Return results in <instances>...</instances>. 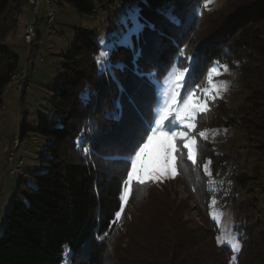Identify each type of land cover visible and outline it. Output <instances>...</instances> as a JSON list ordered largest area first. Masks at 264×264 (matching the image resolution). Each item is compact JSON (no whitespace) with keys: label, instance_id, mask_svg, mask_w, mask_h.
Masks as SVG:
<instances>
[{"label":"trees","instance_id":"1","mask_svg":"<svg viewBox=\"0 0 264 264\" xmlns=\"http://www.w3.org/2000/svg\"><path fill=\"white\" fill-rule=\"evenodd\" d=\"M98 1L102 7L116 5L112 0ZM224 1L218 11L205 7L204 0L140 2L142 22L155 24L156 31L146 26L139 39L134 38L132 48L118 46L112 51L111 63L125 66L122 70L110 69L115 79L107 72L100 73L98 41L76 30V45L64 66L65 79L55 94L50 117H39L36 129L21 127V143L30 132L50 139L45 149L48 157L43 159L44 172L34 175L36 188L23 181L25 172L18 178L23 180L15 190L0 237V264H264V223L256 221L260 200L254 190L239 203L233 216L234 232L242 245L240 252L219 242L209 178L234 160L199 136L207 129H242L247 146L259 160L251 176L233 171L230 178L237 187L230 200L236 204L240 191L260 187L264 171V0ZM61 5L73 7L82 17L91 18L96 12L85 0H61ZM168 7L181 18L182 28H175L161 15L160 10ZM28 9V0H0V113L11 77L22 69L19 56L6 40L18 30ZM177 34L180 38L176 44L166 38ZM40 42L38 34L31 44L32 55ZM185 45V56L199 54L200 58L194 89L198 85V91H202L208 86L207 73L219 61V65L239 73L245 97L237 107L220 99L210 102L209 111L198 117L193 131L199 145L196 164L187 159V150L178 140V177L160 184H135L121 219L116 220L130 166L106 159L126 154L116 140L119 125L114 117H106L118 111L114 101L119 98L127 118L131 112L129 95L145 112L154 107L156 90L136 75L137 67L158 71L162 81ZM186 66L187 61L181 59L179 67ZM28 77L21 90L22 101L27 95ZM88 92L90 100L86 99ZM89 122L98 129L97 137L91 134ZM208 161L210 176L205 171ZM179 183L195 198L206 231L184 220L188 205L178 199ZM134 247L138 249L133 252Z\"/></svg>","mask_w":264,"mask_h":264},{"label":"rangeland","instance_id":"2","mask_svg":"<svg viewBox=\"0 0 264 264\" xmlns=\"http://www.w3.org/2000/svg\"><path fill=\"white\" fill-rule=\"evenodd\" d=\"M85 1L96 10L95 15L91 18L80 16L71 6H62L61 0H50L55 14V21L50 29L44 25L49 18V6L46 0L42 3L37 14V33L41 37V42L37 47L38 51L33 55L31 54V45L26 44L25 36L24 38L22 37L23 28L25 31L28 21L22 20L18 30L6 40L7 46L10 47L11 51L19 56L20 67L29 68V77L25 101L21 100V91H18V87L12 83L3 96L4 107L0 113V237L6 225L16 188L23 179L30 187L36 188L37 182L34 175L44 172L42 168L44 166L43 159L48 157L45 149L50 143V139L47 137L36 132H30L23 139L20 148L16 149L14 139L20 138L21 127L24 125L36 129L39 117H50L55 94L59 92L62 81L65 79L64 66L67 65V58L72 56L76 45V30L81 29L86 35L96 39L102 51L101 45L104 40L110 37L113 41L120 39V34L125 32V25L121 23L122 16L126 15L130 8L139 7L141 9L140 2L143 0H112L116 2L115 7L112 8L108 6L102 7L98 0ZM224 4V0H213L207 7L209 10L218 11ZM29 20H35L32 11L29 12ZM24 33L26 34V32ZM112 34L116 35L113 36ZM134 38L138 40L133 36V45ZM219 68L221 74L213 77L214 82L227 81L230 86L226 92H222V95L217 96L215 100H225L230 105L237 107L245 97L241 91L240 75L236 70L228 66L227 71H224L223 65H219ZM165 79L161 81V103L164 99V93L167 91V84L164 83ZM202 95L203 90H197L194 92V99H199ZM212 101L214 100L209 101L208 108ZM199 116H197V119ZM176 130L183 131L184 129L177 128ZM191 131L193 133L194 130ZM204 132L208 135L207 141L211 142V145L218 153L226 152L231 154L234 160L233 163L226 164L216 177L211 176L209 178L210 189L215 196L213 200L216 201L215 204H212L211 209L212 214L216 215L214 220L218 223L220 229L219 242L231 248L229 239L239 241L238 236L234 232V213L239 203L249 197L251 190L255 191V195L260 200L256 221L264 223V171L261 173L263 178L260 180L261 185H259V188L250 186L247 190L240 191L236 195V204L231 202L230 199L235 196L237 187L236 183L230 178L231 174L234 170H237L236 173L251 176L258 165L259 157L247 146V140L242 129L214 128L207 129ZM177 141L169 142L162 135L153 141L152 145L147 149L143 161L145 182L150 181L160 184L166 179L178 177L179 174L176 167ZM169 145L174 149L172 153L174 159L166 162ZM26 151L27 154L25 153ZM12 152L15 153V165L21 159L24 160L25 176L23 179L10 177V169L7 166L6 159ZM262 167L264 168V163ZM209 168L210 165H208L206 171L208 175L211 173ZM173 169L175 170V175L171 174ZM149 173H155L159 178L153 179ZM181 184L177 185V196L179 201H183L188 205L184 220L198 227V229L206 231L207 226L203 223L204 219L201 209L195 198ZM220 193L222 195L218 197ZM137 249L134 247L133 252Z\"/></svg>","mask_w":264,"mask_h":264},{"label":"snow or ice","instance_id":"3","mask_svg":"<svg viewBox=\"0 0 264 264\" xmlns=\"http://www.w3.org/2000/svg\"><path fill=\"white\" fill-rule=\"evenodd\" d=\"M146 3L147 0H144ZM213 0H204V6L207 7ZM161 15H163L167 21L173 25L175 28L180 29L183 27L182 20L178 14H174V9L168 7L166 9L160 10ZM141 9L139 7H133L128 9L127 14L122 16L121 23L125 25V32L120 34V39L113 41L110 38L102 42V51L100 57H97V64L100 73H109V75L115 79V73L111 72L110 69L115 67L117 69H123L125 66L123 64L113 65L111 63V53L117 45L132 48V38L135 36L139 39L140 34L143 32L144 28L147 26L153 31H156V25L151 23L141 22ZM164 36L165 33L162 31L159 33ZM115 36L116 34H112ZM173 44L177 43L180 36L177 34L174 37H166ZM180 48L176 57L172 62L169 72L166 74V79L164 83L167 84V91L164 93L163 102H160V88L162 82L159 78L160 74L158 71H146L139 66L137 67L136 75L141 78L142 81H147L151 84L157 94V104L154 107H150L148 112H145L140 106L138 101L134 96H128V103L131 105V112L125 118L124 106L121 100L118 98L114 101L117 108L116 113H109L106 118H115L116 123L119 125L116 130V140L118 141V146H120L125 152V155H115L106 157V159H113L118 161L126 162L130 168L126 173V180L124 181L123 191L119 199L121 201L120 210L115 213L116 220L121 219V214L125 211V205H127L129 196L132 192L133 186L135 184L144 185V158L146 156L147 149L152 145L153 141L158 136H164L169 142L171 141H181L182 148L187 150V159L192 161L195 165L197 161V155L199 152V145L197 141V136L192 133L191 130L196 129L197 126V116L201 113H207L209 111L208 103L210 100H215L217 96L222 95V92H226L229 88V83L223 81L221 83H216L213 77L221 74L219 68V61L215 62L207 73L208 87L203 90V95L199 99H194V92L199 89L197 85L194 89L192 84L195 80L196 66L199 63V54L196 57L191 55L185 56V49ZM136 59L140 58V52H136ZM181 59L187 61L186 67H179ZM224 71H227V66H224ZM119 85V81H116ZM183 89V94H182ZM121 96L125 94V89L120 86ZM91 93L88 92L86 99L90 100ZM89 127L91 129V134L94 137L98 135V129L91 126L89 122ZM177 128H183V131H177ZM199 136L205 141L208 139L206 132H200ZM89 150H86V152ZM174 149L169 145L167 149L166 162L172 161L174 159L172 153ZM183 155V153H180ZM211 161H208L205 165V171L208 169V165ZM172 175H175V170L171 171ZM153 179H158V175L155 173H149ZM211 175V173H209ZM216 201L213 200L212 204ZM213 219H216V215L212 214ZM115 223V221L113 222ZM107 233H105V237ZM104 239V237H100ZM231 248L234 252H239L242 248L241 243L235 239H229ZM109 251H111V246H109ZM232 260H236V256H232Z\"/></svg>","mask_w":264,"mask_h":264},{"label":"built area","instance_id":"4","mask_svg":"<svg viewBox=\"0 0 264 264\" xmlns=\"http://www.w3.org/2000/svg\"><path fill=\"white\" fill-rule=\"evenodd\" d=\"M45 0H28L29 6L31 8V11L33 15L35 16V20L28 21L25 26V42L27 45H31L37 38V27H38V20H37V14L38 10L41 7L42 3ZM47 4L49 6V18L45 21L44 25L50 29L53 26V23L55 21L54 17V11L52 8V4L50 0H46ZM28 77V69L22 68L15 72L11 77V83L18 87V91H21L23 89L24 83L27 80ZM21 140L20 138L14 139V145L15 148L18 149L21 146ZM27 154V151L25 152ZM24 160L21 159L16 165H15V153L12 152L8 158L6 159V163L8 168L10 169V177L13 178H21L24 176Z\"/></svg>","mask_w":264,"mask_h":264},{"label":"crops","instance_id":"5","mask_svg":"<svg viewBox=\"0 0 264 264\" xmlns=\"http://www.w3.org/2000/svg\"><path fill=\"white\" fill-rule=\"evenodd\" d=\"M29 12H31L30 9L27 10L26 16H24V19H23V20H24L25 22H26V21H30V20H29ZM24 32H25V31H24V28H23V31H22V34H23L22 37H23V38H24V36H25V35H24V34H25Z\"/></svg>","mask_w":264,"mask_h":264}]
</instances>
